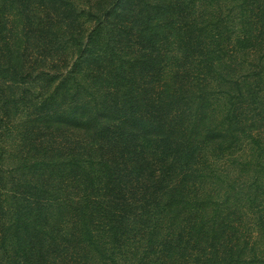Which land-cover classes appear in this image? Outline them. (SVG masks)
I'll return each mask as SVG.
<instances>
[{
	"label": "trees",
	"instance_id": "trees-1",
	"mask_svg": "<svg viewBox=\"0 0 264 264\" xmlns=\"http://www.w3.org/2000/svg\"><path fill=\"white\" fill-rule=\"evenodd\" d=\"M101 1L99 14L87 13L94 23L86 31L74 0H0V142L32 104L39 125L46 118L52 126L63 123L53 132L67 141L49 151L68 156L67 162L39 166L46 179L37 182L15 176L23 168L37 173L39 163L4 171L0 152V264H89L95 258L100 264H233L239 236L229 233L238 229L235 222L249 230L255 221L261 228L263 219L241 211L236 183H225L234 194L226 187L223 201L211 199L217 204L211 214L204 203H193L202 194L200 166L208 163L197 157L195 141L201 132L204 142L219 138L217 158L232 156L243 141L261 142L251 131L238 133V116L225 130L198 126L206 99L189 98L193 88L181 84L190 78L187 68L176 73L172 90L165 86L173 44L176 61L193 65L196 58L213 66L203 46L212 50L191 22L194 0ZM261 34L239 37L240 48L232 51L262 41ZM38 42L69 55L58 72L44 77L46 89L57 78L53 91L36 96L42 78L25 67L28 46ZM28 82L16 97L15 89ZM237 90L243 95L239 84ZM40 126L45 130V123ZM65 126L85 129L87 137L69 134ZM157 160L163 164L156 173ZM261 193L246 197L252 207Z\"/></svg>",
	"mask_w": 264,
	"mask_h": 264
},
{
	"label": "rangeland",
	"instance_id": "rangeland-1",
	"mask_svg": "<svg viewBox=\"0 0 264 264\" xmlns=\"http://www.w3.org/2000/svg\"><path fill=\"white\" fill-rule=\"evenodd\" d=\"M74 3L80 13L79 17L83 23V29L88 31L94 23L91 20V16L87 15L88 11L93 10L99 14L98 9H101L105 3L101 0H74ZM246 3L248 4L245 7L244 4ZM190 9L191 22L194 24V29L197 32H201L204 44H207L206 47L212 50L207 51L205 46H203L204 52H211L209 56L213 66L203 65L196 58L193 65H190L185 59L176 61L174 59L176 52L173 53L172 49L177 47V45L173 44L169 55L166 57L164 66L163 80L165 86L168 90H172L176 73L187 68L186 71H190V78L187 80L182 77L181 84L193 88V95L191 94L193 97L189 96V98L194 99L198 95L204 94L206 99L203 105L207 111L196 116L199 120L198 126L204 129L222 128L225 130L230 120L238 116L239 120L236 121L235 126H239L240 120L243 123L238 128V133H243L242 128L246 133L251 131L253 139L261 142L253 143L249 146L248 141H243L242 145H235L232 156L229 157L227 155L223 158H217L214 155H222L216 148V141L219 138L215 142H213L214 138H211L212 141L204 142L201 132L195 141L198 147L197 157L201 155L200 159L206 158L208 163L200 166L202 169L199 173L200 179L198 182L200 181L202 186H198V189L201 190L202 194H197L196 198L198 199H194L193 196L192 200H194L193 203H196V201L204 203V209L211 214L217 205L213 201L215 199L223 201L226 197L225 189L228 187L225 186V183H236L235 187L240 191L238 195H240V203H242L240 204L241 211L247 214L255 213V219L261 216L263 226L257 228V222L255 221L254 224H251V228L246 230L244 226H241V223L235 222L238 228L237 232L234 230L235 233L232 231L229 235H238L239 239L236 240L237 245L235 246L238 251L232 252V263L264 264V39L255 41V44L251 43L247 46L248 49L232 51L240 48L237 42L239 37L248 36L255 40V36L261 32V37L264 38V32L261 30L262 27L264 29V0H194ZM260 10L263 11L262 15L259 14ZM37 44L39 45V42ZM38 45L28 46L27 62L29 66L25 67V72L29 71L31 73L34 71V74L38 73L42 78L38 84L40 90L36 86L32 87L34 92L38 90L36 96L42 92L48 94L51 90L53 91L58 82L57 78L54 85L46 89L48 84L44 77L47 73L53 76L54 73L58 72L62 68L63 55H69L67 52L58 54L57 51H50L52 50L51 48L39 45L40 50ZM177 51L179 55L180 50L177 49ZM197 69L204 73V79L202 78L201 81L196 77ZM182 75L187 74L183 73ZM237 84H239L240 92L243 95L239 96L237 94ZM21 86L28 88L30 84L29 82L20 84L14 92L16 97L20 94ZM32 96L34 95L31 93L26 94L27 98H32ZM195 102L197 105L202 103L198 100H195ZM249 104L250 108L253 109L252 111L249 109ZM35 108L34 105L29 104L28 110L22 114V117H18L15 120L13 128L9 132H5L3 140L0 142L1 166L4 171L16 166L29 165L33 162L39 163L37 165L39 170L37 173H33V169L29 168L18 170L19 174H16L15 177L22 181L33 180L38 182L39 180H44L46 175H41L44 168L39 166L68 161L67 153L65 156H57L55 151H49L54 149V147L60 146L61 143V145H65L67 139L53 132L56 127L63 126V123L61 125L60 123H55L52 126L53 119L46 118L40 123V125L46 124L45 130L41 131L39 128L42 126L37 122L38 117L36 118L35 116ZM30 114L34 117V120L28 122ZM47 125H50V127ZM65 127L68 129L67 133L69 134L87 137V130L85 129ZM221 135L224 136L223 132ZM228 142L229 138L225 137L224 145ZM46 149L48 151H45ZM259 153L260 155L258 156ZM157 161L159 163L153 164V169H155L156 173L159 169L156 166H162L163 164L161 160ZM196 166H199L198 163ZM3 179L6 188H8L10 180L7 173ZM247 186H252V189L256 186L262 187V193H254V191L247 189ZM228 191H230L229 188ZM230 193L232 192L230 191ZM260 193L261 197L263 194V199L257 200L256 198L254 205L257 203V208L252 207L250 205L251 198L259 197L258 194ZM248 196L251 198L246 199ZM229 198H231L230 204L234 203L232 196ZM211 199L214 200L212 201ZM168 219L170 218L168 217ZM249 236L250 238L246 239ZM245 240L248 245H246ZM92 255L95 254L92 252ZM91 258L93 259L94 257ZM89 264L100 263L95 258Z\"/></svg>",
	"mask_w": 264,
	"mask_h": 264
}]
</instances>
